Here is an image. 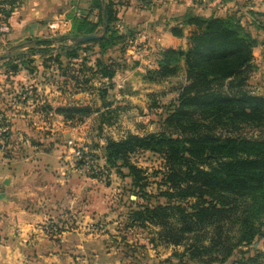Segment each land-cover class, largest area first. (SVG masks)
<instances>
[{
	"label": "trees",
	"instance_id": "trees-1",
	"mask_svg": "<svg viewBox=\"0 0 264 264\" xmlns=\"http://www.w3.org/2000/svg\"><path fill=\"white\" fill-rule=\"evenodd\" d=\"M93 6L100 10L99 23L104 29L108 25L102 39L72 42L99 28L94 25L86 32H76L77 21H87L81 17L75 18L69 35L30 41L32 50L46 54L57 43L61 54L72 60L79 54L67 53L69 48L93 43L104 54L116 45V39H122L114 32L117 4L94 0ZM249 14L250 24L243 22L242 14L226 18L186 15L185 24L196 28L188 48L163 49L157 69L147 72L151 81L159 82L178 74L185 64L187 84L164 120L165 130L144 136L130 134L122 140L107 138L104 148L106 166L121 178L131 179V189L142 200L130 201L136 208L127 215L129 227L154 225L160 230L153 243L184 246L182 256L191 260L207 256L211 259L208 264L218 260L262 264L264 257L258 250L254 254L239 251L264 238V140L236 134L243 126L264 128V95L247 89L255 69L254 49L264 44L253 36L250 26L258 27L261 21L257 17L262 14ZM5 58L0 56V60ZM99 66L103 78L115 76L109 67L100 62ZM57 112L91 115L88 107L58 108ZM141 151L158 154L164 161L158 172L157 194L148 191L150 176L131 162V156Z\"/></svg>",
	"mask_w": 264,
	"mask_h": 264
},
{
	"label": "rangeland",
	"instance_id": "rangeland-1",
	"mask_svg": "<svg viewBox=\"0 0 264 264\" xmlns=\"http://www.w3.org/2000/svg\"><path fill=\"white\" fill-rule=\"evenodd\" d=\"M24 1L18 2L23 3ZM83 12L86 13L81 17H86L87 21L80 23L78 20L76 32L81 30L86 32L96 25L100 28L95 29L93 35H101L104 25L94 24L90 20L91 6ZM256 13L262 14L257 17L261 22L257 24L258 27H252L251 33L263 43L264 12L260 10ZM120 21L118 15L114 32L119 37L122 36V39H116V45L107 48L104 54L101 53L99 44H85L75 50L69 48L67 53L79 54L78 58L69 60L61 54L57 43L51 52L37 53L32 50L34 45L29 43L34 39L27 40L23 44L26 45L25 48L0 51V56L7 57L0 60V127L2 129L0 132V163L3 166L6 165L4 162L12 155L15 133L11 127L16 126L14 121L20 120L17 124L20 123L21 130L23 125L31 127L33 130H31L30 137L39 141L43 146L48 147L56 142L59 146L72 148V154L68 155L73 168L81 175L101 181L103 186L111 188L109 203L111 202L114 218H111L110 222L99 218L94 227L110 233L108 244L114 246L112 257L124 259V264H208L211 259L207 256L204 259L198 257L192 260L189 256H182L185 251L184 246L176 248L157 240L153 243L152 240L160 230L154 225L149 224L147 228L129 227L127 215L131 208H136L134 205L131 206L130 201L142 203V200L131 189V179L121 178L115 169L106 166L104 158L106 139L122 140L130 134L144 136L164 131V120L172 104L178 100L182 86L187 84L184 63L180 65L178 74L159 82L151 81L147 73L142 78L134 73L130 82L121 83L122 80L117 76L126 71L136 68H148V71L157 69L163 49L156 55L144 53L145 64L141 62L142 57L133 58V54L130 55L128 51L132 47L137 49L139 44L142 45V42L136 43L135 40L139 32L133 28L120 29ZM70 33L62 29L60 32H54L55 37L53 38ZM260 58H264V53H257V59ZM153 61L156 62L154 67L149 68ZM99 62L115 71L112 79L101 76L102 66H99ZM254 66L255 69L251 71L247 82V89L255 95L263 96L264 70L262 66L259 67L255 63ZM132 82H136L137 85H133ZM74 107H88L91 115L81 117L70 114L71 116H67V113L63 115L57 112L58 108ZM55 114L62 117V120L59 118V124L58 121L52 122ZM45 116L48 119L43 120L42 117ZM52 129L55 132H51ZM74 131L80 135L81 139L74 141L70 139L69 133ZM40 133H54V136L50 135V138L46 137V134L39 136ZM236 134L264 140V128L243 126ZM79 151L84 154L83 159H78L76 153ZM87 158L97 164L98 168L101 167L102 171L87 173L84 170ZM130 159L132 163L143 169L146 175L150 176L152 184L148 187V191L157 194L158 185L156 183L161 178L158 172L164 168L161 156L149 151H141L132 155ZM78 221L69 219L66 222L71 227ZM112 221H115L117 225L111 229L105 230L101 227V225L105 227L111 225ZM54 225L58 227V235L61 236L63 227L57 226L58 224ZM115 227L119 228L117 232H115ZM255 250L264 253V238L257 248L253 245L250 248H240L239 251L254 254ZM175 252L178 256H175ZM260 262L264 264V257L260 259ZM212 264H232V261L224 263L218 260L213 261Z\"/></svg>",
	"mask_w": 264,
	"mask_h": 264
},
{
	"label": "crops",
	"instance_id": "crops-1",
	"mask_svg": "<svg viewBox=\"0 0 264 264\" xmlns=\"http://www.w3.org/2000/svg\"><path fill=\"white\" fill-rule=\"evenodd\" d=\"M18 1L14 0L15 11L9 19L10 33L0 31L1 52L10 51L30 39L55 37L48 29L49 23L55 20L71 32L75 18H80L77 12L80 10L83 16L86 13L83 10L90 6V20L95 24L101 20L100 10L93 6L94 0ZM113 1L117 4L120 29L133 28L139 32L135 40L142 45L128 52L133 58L142 57L143 64L146 62L144 53L156 55L164 48H188L189 37L196 30L195 26L185 24L188 14L204 18L242 14L245 16L243 22L250 24L249 12H264V0ZM175 30L181 34L176 35ZM257 53H264V45L259 44L254 49V63L264 70V58L258 60ZM155 63L151 62L149 68ZM147 72L148 68H136L117 77L124 84L130 82L134 73L142 78ZM54 117L52 122L59 124L62 117L59 114ZM19 121H14L16 126L11 127L15 133L12 155L4 162L6 165L0 163V264H124V259L112 257L114 246L108 244L110 233L94 227L99 218L107 222L114 218L109 203L111 188L73 168L69 161L72 148L56 142L43 146L30 137L31 127L23 125L21 130ZM69 134L73 141L81 139L76 131ZM50 135L54 133L45 136L50 138ZM102 161L105 163L104 159ZM69 219L79 221L70 227L66 222ZM46 223L63 227L62 235L46 234L43 230ZM114 225H117L115 221L101 227L109 230ZM117 230L119 228L115 227V232Z\"/></svg>",
	"mask_w": 264,
	"mask_h": 264
},
{
	"label": "built area",
	"instance_id": "built-area-1",
	"mask_svg": "<svg viewBox=\"0 0 264 264\" xmlns=\"http://www.w3.org/2000/svg\"><path fill=\"white\" fill-rule=\"evenodd\" d=\"M167 1V0H165ZM170 1V0H168ZM16 3H11L9 1L6 0H0V31L3 34H8L11 31V26L9 24V19L11 17V15L14 13L15 11V5ZM77 16L81 17L82 16V12L79 10L77 12ZM49 28L50 30H52L53 32H60L62 31V29H64V24L59 22V20H55L51 23H49ZM0 132H2V129L0 127ZM78 159H83L84 158V154L81 153L80 151L76 153ZM84 170L87 173H97L102 171V168H98L97 164H95L93 161H90L89 158L86 159L85 161V166H84ZM46 234L49 235H58L59 231H58V227H56L53 223H46L44 225V229H43Z\"/></svg>",
	"mask_w": 264,
	"mask_h": 264
},
{
	"label": "water",
	"instance_id": "water-1",
	"mask_svg": "<svg viewBox=\"0 0 264 264\" xmlns=\"http://www.w3.org/2000/svg\"><path fill=\"white\" fill-rule=\"evenodd\" d=\"M107 31H108V25L105 27V29L101 35L83 36V37L73 39L72 42H88V41H93V40H99V39H102L107 34ZM262 239H263V237L261 236L256 240V242L254 243L255 248H257L259 246Z\"/></svg>",
	"mask_w": 264,
	"mask_h": 264
}]
</instances>
